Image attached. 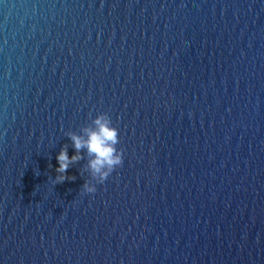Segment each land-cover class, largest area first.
Segmentation results:
<instances>
[{
  "label": "water",
  "instance_id": "95a60500",
  "mask_svg": "<svg viewBox=\"0 0 264 264\" xmlns=\"http://www.w3.org/2000/svg\"><path fill=\"white\" fill-rule=\"evenodd\" d=\"M0 264H264V0H0Z\"/></svg>",
  "mask_w": 264,
  "mask_h": 264
},
{
  "label": "clouds",
  "instance_id": "9594fccd",
  "mask_svg": "<svg viewBox=\"0 0 264 264\" xmlns=\"http://www.w3.org/2000/svg\"><path fill=\"white\" fill-rule=\"evenodd\" d=\"M66 136L71 141L74 153L69 156L68 145L65 144L56 154L57 175L52 179L53 183L74 180L75 176L67 175V170L84 159L86 163L81 167L80 174L84 176L87 173L89 178L84 180L81 188L85 193L96 192L97 185L103 184L123 163V149L118 147L119 129L106 111H98L78 132L69 130Z\"/></svg>",
  "mask_w": 264,
  "mask_h": 264
}]
</instances>
